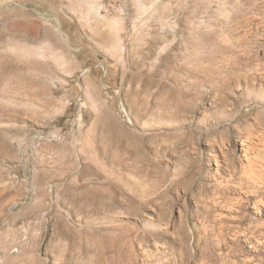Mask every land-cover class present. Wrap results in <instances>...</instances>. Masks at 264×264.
<instances>
[{
	"label": "rangeland",
	"instance_id": "1",
	"mask_svg": "<svg viewBox=\"0 0 264 264\" xmlns=\"http://www.w3.org/2000/svg\"><path fill=\"white\" fill-rule=\"evenodd\" d=\"M262 135L264 0H0V264H264Z\"/></svg>",
	"mask_w": 264,
	"mask_h": 264
},
{
	"label": "bare ground",
	"instance_id": "2",
	"mask_svg": "<svg viewBox=\"0 0 264 264\" xmlns=\"http://www.w3.org/2000/svg\"><path fill=\"white\" fill-rule=\"evenodd\" d=\"M246 141L247 140H245L246 149L244 148L246 164L243 167L242 178L251 189L262 187V185H264V155L259 153L264 151V135L261 136L260 141L258 140L259 143L253 140ZM260 203L264 205L263 200H260ZM230 207H234V203H230L229 208Z\"/></svg>",
	"mask_w": 264,
	"mask_h": 264
}]
</instances>
